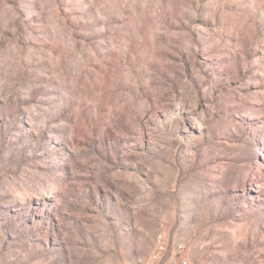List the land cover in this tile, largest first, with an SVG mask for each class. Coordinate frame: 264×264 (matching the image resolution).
Returning <instances> with one entry per match:
<instances>
[{
  "label": "rangeland",
  "instance_id": "1",
  "mask_svg": "<svg viewBox=\"0 0 264 264\" xmlns=\"http://www.w3.org/2000/svg\"><path fill=\"white\" fill-rule=\"evenodd\" d=\"M180 243L264 264V0H0V264Z\"/></svg>",
  "mask_w": 264,
  "mask_h": 264
},
{
  "label": "clouds",
  "instance_id": "2",
  "mask_svg": "<svg viewBox=\"0 0 264 264\" xmlns=\"http://www.w3.org/2000/svg\"><path fill=\"white\" fill-rule=\"evenodd\" d=\"M184 102V97L182 96L179 100L173 99L170 101V103L173 105V107L176 110H180L182 108V104ZM193 106H195L193 104ZM176 119H180L179 116V112L177 111L176 113ZM194 122L199 125L201 128H208L210 131L211 129L214 127V125L209 122V121H203L202 119L193 117ZM176 131V127L173 126L172 128V132L174 133ZM161 141H164L163 143ZM168 141H178L179 143H185L183 140L180 139L179 136L176 135H164L161 136L159 139H154V143H158L160 144V147H165L166 143ZM193 149H195V151H193ZM169 150L172 151L174 153V149H171V147L169 146ZM203 152L205 155H207L208 153V149H201L198 146V142L197 143H192V142H188L185 143V154L187 156V158L189 159V161H194L196 158V155L198 152ZM173 168H174V164H173ZM228 170L225 168L223 170L220 171L219 175L216 177V179L220 182L219 185L215 188H211L209 189L210 191H220L223 188L224 182L228 179ZM46 194H51V193H46Z\"/></svg>",
  "mask_w": 264,
  "mask_h": 264
},
{
  "label": "built area",
  "instance_id": "3",
  "mask_svg": "<svg viewBox=\"0 0 264 264\" xmlns=\"http://www.w3.org/2000/svg\"><path fill=\"white\" fill-rule=\"evenodd\" d=\"M176 254L174 257H170L167 262L164 264H189L188 256L184 250L183 244L176 245ZM165 252V244L161 245L158 249H154L152 253V258L156 261H160L162 259L163 253Z\"/></svg>",
  "mask_w": 264,
  "mask_h": 264
},
{
  "label": "bare ground",
  "instance_id": "4",
  "mask_svg": "<svg viewBox=\"0 0 264 264\" xmlns=\"http://www.w3.org/2000/svg\"><path fill=\"white\" fill-rule=\"evenodd\" d=\"M161 245H163V243L161 242V239H160V237H159L158 240H157V249H158L159 247H161Z\"/></svg>",
  "mask_w": 264,
  "mask_h": 264
}]
</instances>
